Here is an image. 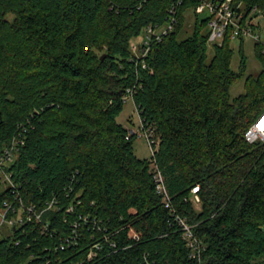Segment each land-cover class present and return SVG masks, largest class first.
<instances>
[{
  "label": "trees",
  "instance_id": "obj_1",
  "mask_svg": "<svg viewBox=\"0 0 264 264\" xmlns=\"http://www.w3.org/2000/svg\"><path fill=\"white\" fill-rule=\"evenodd\" d=\"M200 1L0 0V156L26 130L13 180L39 210L56 200L44 222L0 238V264H264V142L245 137L264 111V46L255 43L261 72L232 98L247 70L245 38L227 34L209 60L208 20L194 12L192 34L180 39ZM235 2L264 13V0ZM172 12L174 30L137 57L132 40ZM128 88L160 136L152 159L135 154L137 135L127 138L118 120ZM151 160L174 211L156 191ZM195 185L200 209L190 200ZM5 201L19 206L10 186L0 208ZM177 216L203 241L200 257L190 255ZM75 223L78 239L57 249ZM96 242L98 256L87 260Z\"/></svg>",
  "mask_w": 264,
  "mask_h": 264
},
{
  "label": "built area",
  "instance_id": "obj_2",
  "mask_svg": "<svg viewBox=\"0 0 264 264\" xmlns=\"http://www.w3.org/2000/svg\"><path fill=\"white\" fill-rule=\"evenodd\" d=\"M193 9L199 16L204 14L205 16L203 19L208 20L209 43L222 45L226 35L230 34L233 40L248 37L255 41V43H261L264 46V34L257 25L258 19L262 20L264 13L258 11L257 14V7H254L251 12H248L242 2H235V0H201ZM172 14L170 20L166 24L159 27L149 25L143 30L141 34L143 36V43L141 44L142 51L137 53L134 51L135 45L131 46L132 51L137 57L145 56L154 40H162L165 35L174 30L177 24V17L175 16V12H172ZM133 95V88H128L125 97L126 100L129 98L133 99ZM141 120L142 129H140L144 131V134H141L140 136H145L150 149V158L152 159L155 153L159 150L161 139L154 125H146L142 118ZM263 121L264 113H261L257 120L247 129L245 137L249 142H264ZM25 131L16 134L12 142L4 149L0 156V183L4 180L8 186L12 188L14 197L16 201L19 202V206L17 207L13 202L5 201L4 206L0 208V228L7 224L16 228L17 226H21L26 222L34 220L44 222V212L47 209L54 207L56 204V200L53 199L52 201L47 202V208L39 210L36 203L28 204L24 202L18 191V185L13 180V173L9 168L16 161L17 154L21 147L25 145ZM132 134L137 135L138 132L129 130L127 138ZM151 170L156 183L157 193L162 197L165 206L174 211L165 176L156 160H151ZM199 192L200 185H195L192 188L190 197V200L197 209L201 208V196ZM74 210V205H70L67 209L69 213L74 212ZM10 212H14L16 215L10 217ZM177 220L183 232V238L186 241V245L190 250V255L192 257H200L205 248L203 241L197 237L193 230V225L190 224L186 218L177 216ZM44 224L46 227L49 225L48 222ZM77 225L78 223H75L73 227L75 234L72 235L70 239L65 238L59 245H56L57 249L60 247V249L64 250L66 249V242L69 240L74 242L78 239ZM129 236L137 239L139 238L137 232L132 228L129 230ZM101 247V242H96L90 248L87 254V260H93L97 257Z\"/></svg>",
  "mask_w": 264,
  "mask_h": 264
},
{
  "label": "rangeland",
  "instance_id": "obj_3",
  "mask_svg": "<svg viewBox=\"0 0 264 264\" xmlns=\"http://www.w3.org/2000/svg\"><path fill=\"white\" fill-rule=\"evenodd\" d=\"M195 11L193 9H190L187 13V25L185 27V30L180 34V39L186 38L187 36L191 35L193 32V22L195 20ZM205 15L202 14L200 17L203 18ZM264 25V22H263ZM143 43V36L140 35L136 38H134L131 42V46L135 45L134 51L139 53L142 51L141 44ZM214 44L209 43V49H208V55L209 60L214 55ZM233 49H234V55H233V61H232V68L234 70L239 69V63H240V49H239V41H235L233 43ZM244 50L247 56V70L244 73V75L239 78L230 89L231 97L234 98L238 96L241 93L245 92V80L248 75L258 76L259 73L262 70V66L258 58L255 54V41H253L251 38H245L244 41ZM118 120L126 126L129 130L137 131V137L134 143V150L135 154L140 159H146L150 157V149L148 147V143L146 141L145 136L141 137V134H144V131L142 129V120L140 117V111L138 110L135 102L133 99H127L125 102L124 110L118 117ZM141 128V129H140ZM8 187V184L3 180L0 183V192L5 190ZM12 227L10 225H4L2 228H0V238L7 236L11 233Z\"/></svg>",
  "mask_w": 264,
  "mask_h": 264
},
{
  "label": "water",
  "instance_id": "obj_4",
  "mask_svg": "<svg viewBox=\"0 0 264 264\" xmlns=\"http://www.w3.org/2000/svg\"><path fill=\"white\" fill-rule=\"evenodd\" d=\"M262 113H264V111L262 112ZM2 114H1V112H0V124L2 123Z\"/></svg>",
  "mask_w": 264,
  "mask_h": 264
},
{
  "label": "bare ground",
  "instance_id": "obj_5",
  "mask_svg": "<svg viewBox=\"0 0 264 264\" xmlns=\"http://www.w3.org/2000/svg\"><path fill=\"white\" fill-rule=\"evenodd\" d=\"M262 124H264V121H263V123Z\"/></svg>",
  "mask_w": 264,
  "mask_h": 264
}]
</instances>
